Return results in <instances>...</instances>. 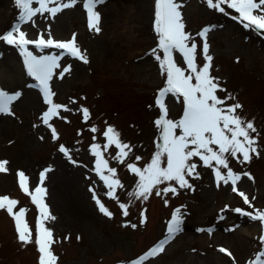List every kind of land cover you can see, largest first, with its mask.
<instances>
[{"label":"rangeland","instance_id":"374dc122","mask_svg":"<svg viewBox=\"0 0 264 264\" xmlns=\"http://www.w3.org/2000/svg\"><path fill=\"white\" fill-rule=\"evenodd\" d=\"M176 2L181 5L185 31L198 45L197 65L204 63V41L197 33L207 27L208 54L213 58L210 74L224 90L217 95L225 98L230 94L233 98L227 104L242 105L237 113L252 121L257 129L258 135H252L256 137L259 155L252 154L251 161L246 163L238 162L242 160L239 154L238 158L228 157L229 167L241 174L237 188L248 196L252 207L232 191L231 183L220 182L218 187L213 172L215 162L213 167H205L199 157L190 161L197 165L199 173V178L186 177L191 189L180 188L172 181L159 187L170 184L177 189L176 194L157 196L154 189L146 201L129 196L136 191L138 177L127 165L142 169L151 163L158 144H162L161 130L156 124L161 116L156 98L166 87V74H162L156 59L157 55L162 59L163 52L158 48L155 31V0L98 3L94 11L100 14L99 32L89 29L83 0H77L73 7L54 17L37 14L26 23L19 21L21 10L16 0H0V34L17 24L29 39L41 35L47 39L51 34L56 40L66 41L75 34L77 46L88 59L84 63L60 49L41 51L28 45L34 55H59L61 67H71L63 78L60 68L54 70L49 81L55 94L53 103L68 110L59 109L46 125L41 117L49 105L37 82L27 74L19 50L0 41V91L9 95L20 93L10 104L11 114L0 113V161H8L7 171L0 172V196L7 195L19 202L14 212L26 210L25 219L33 236L32 243L20 242L13 218L6 210H0V264H38L34 240L40 213L31 196L21 190L18 172L28 177L29 192L37 186L45 189L43 203L55 219L43 223L53 232L52 251L58 258L57 264H131L165 241L168 223L177 209L180 230L167 240L162 252L143 264H249L264 251L261 222L234 211L264 210V30L245 28L239 19L232 18L238 13L226 4L221 13L209 8L206 0ZM173 57L178 66L187 67L178 52ZM182 101L179 95H166L167 119L182 118ZM81 108L88 109L87 120ZM108 127L130 146V151L125 149L129 154L123 162L116 159L119 149L114 144L104 147L108 143L104 136ZM53 128L58 135L55 140ZM176 134H180L179 129ZM93 144L99 146L102 158L109 168L116 170V178L123 185L116 189V199L107 196L108 189L95 171ZM61 145L71 159L59 151ZM162 161L166 158L162 157ZM221 171L227 172L222 168ZM41 172L45 173L42 182ZM244 172L250 173L252 179L242 175ZM104 174L108 172L105 170ZM93 192L113 213L111 218L99 211ZM119 203L129 205L127 216L122 214ZM221 248L227 252H221Z\"/></svg>","mask_w":264,"mask_h":264},{"label":"snow or ice","instance_id":"6c2138e0","mask_svg":"<svg viewBox=\"0 0 264 264\" xmlns=\"http://www.w3.org/2000/svg\"><path fill=\"white\" fill-rule=\"evenodd\" d=\"M103 2L104 0H83L90 30L100 31L98 26L100 14L94 9L98 3ZM76 3L77 0H68V2H62V0H16V5L21 10L20 23L32 21V18L37 14L48 13L54 17L62 10L73 7ZM206 3L209 8L221 13L225 12L223 5L226 4L228 9L238 13V16L232 18L239 19L241 23H244L245 28L252 27L258 31L264 30V0H206ZM33 4H37L38 7H32ZM49 5L53 6L49 7ZM180 8L181 5L176 0H155V31L158 36V48L163 52V58L161 59L157 55L156 59L159 61L162 74H166V87L160 90L156 98V104L161 111V116L156 124L161 130L162 144H158V150L153 155L151 163L142 169L134 164L127 165L128 169L138 177L135 186L136 191L129 193V196L137 199L142 198L146 201L154 189L157 196L167 195L168 193L176 194L177 189L170 184L164 188L159 187V185L172 181L180 188L191 189L192 185L186 177L199 178V173L196 172L197 165L190 162L193 157H199L205 167H213V162H215L216 167L213 168V172L218 187L220 182L224 184L231 183L232 191L240 195L245 204L252 207L248 196L237 188V183L241 180V174L234 172L229 167L228 157L238 158L239 154V156H242V160L238 162L246 163L251 161L252 154L259 155L256 147V137L252 135L253 133L258 135L257 129L252 121L244 120L237 113L242 105L239 103L227 104V100L233 98L230 94L225 98L217 95L218 91L224 90L220 88L217 78L212 77L210 74L213 58L208 54L209 46L206 35L210 29L207 27L197 33L204 41L202 47L204 63L202 66L197 65L198 45L194 42L193 37L185 31V25L179 11ZM0 41L19 50L27 74L37 82L36 86L43 94L45 103L49 105L41 117L44 124L47 125L51 117L57 116L59 109L68 110L66 106L53 103L52 96L55 94L49 87V81L55 74L54 70L60 68L59 75L60 78H63L65 73L70 72L71 67H61L59 55H34L28 49V45H34L36 49L41 51L47 48L60 49L84 63H88L87 56L81 52L76 44L75 34L66 41L56 40L51 34L48 35L47 39L42 35L38 36L37 39H29L27 34L20 29V24H17L11 31L0 34ZM152 52L155 55L156 49H153ZM174 52H178L182 56L186 68L178 66L173 57ZM167 94L179 95L183 98V115L178 121L166 118L165 97ZM19 96V92L9 95L0 91V113L11 114L10 104L17 100ZM81 112L84 119L87 120L89 117L88 109L81 108ZM49 127L51 126L49 125ZM176 129L180 130L179 135L176 134ZM91 130L96 131L94 127ZM52 136L54 140L58 139L54 128L52 129ZM104 136L108 141L104 145L105 149L108 145L114 144L119 149L116 159L123 162L124 157L129 154L125 149L130 151V146L119 139V134L112 127L107 128ZM213 146H216V148L214 149ZM59 151L71 159L69 151L63 145L60 146ZM91 152L96 157L95 171L108 189L107 196L116 199V189L123 187L120 180L116 178V170L108 167V162L102 158L98 145H91ZM162 157H165L166 161H162ZM136 159L139 160L140 157ZM162 162L166 163V166H161ZM7 163L8 161H0V172L7 171ZM221 168L227 170L226 174H222ZM50 170L48 169V171ZM105 170L108 175L104 174ZM242 175L252 179L248 172H244ZM44 178L45 173L41 172L40 181L42 182ZM27 182L28 177L23 172H18V183L21 190L31 196L32 203L37 206L40 213V217L36 221L34 240L39 253L38 264H57L58 258L52 251V245L55 243L53 232L50 228L45 227L43 223L45 220L55 219L48 211L47 205L43 203L45 189L37 186L34 192H29ZM93 199L103 215L109 218L113 216V213L101 202L95 192H93ZM18 203L17 200L7 195L0 196V210H6L13 218L18 240L26 245L33 242V236L25 219L26 210L20 208L14 212V208ZM165 203L167 204V201ZM119 208L124 216L129 214L128 204L119 203ZM225 210H227V206H225ZM234 211L261 222L262 234L260 241L264 245V210L255 209L254 212H245L240 208H236ZM141 217V223H144L143 212ZM180 225L181 216L179 209H177L173 212L168 223V237L165 241L152 247L144 255H141L138 260L132 261L131 264H143L149 257H154L162 252L164 244L180 230ZM131 226L136 227V225ZM220 251L227 252L223 248ZM227 254L231 255V253ZM262 257H264V251L259 252L249 264H264Z\"/></svg>","mask_w":264,"mask_h":264}]
</instances>
